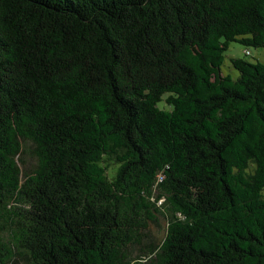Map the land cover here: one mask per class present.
<instances>
[{
  "label": "trees",
  "instance_id": "16d2710c",
  "mask_svg": "<svg viewBox=\"0 0 264 264\" xmlns=\"http://www.w3.org/2000/svg\"><path fill=\"white\" fill-rule=\"evenodd\" d=\"M232 41L264 51V0H0V264H264V62L222 73Z\"/></svg>",
  "mask_w": 264,
  "mask_h": 264
},
{
  "label": "rangeland",
  "instance_id": "374dc122",
  "mask_svg": "<svg viewBox=\"0 0 264 264\" xmlns=\"http://www.w3.org/2000/svg\"><path fill=\"white\" fill-rule=\"evenodd\" d=\"M246 48H248L251 51L250 54H245L244 51ZM232 57H242L251 62H255L258 60L264 62V51L261 47H251V46L248 47L236 41L230 42L227 50L224 52V60L221 65V70L222 73L229 74L230 76L235 78L239 75V72L231 64L230 59ZM108 162L110 163L108 166L109 167L108 173L110 175L113 173V169H115L116 163H114V161L111 160ZM34 165H35V158L31 154H26V155L24 154L23 167H25L26 169H31ZM164 225H165V221L162 218H160L158 225L150 223V225L147 227V232H146L147 238L150 240L159 241L163 236ZM132 252L134 254H137L136 249L133 250Z\"/></svg>",
  "mask_w": 264,
  "mask_h": 264
},
{
  "label": "built area",
  "instance_id": "2783aa9c",
  "mask_svg": "<svg viewBox=\"0 0 264 264\" xmlns=\"http://www.w3.org/2000/svg\"><path fill=\"white\" fill-rule=\"evenodd\" d=\"M245 53H249L248 50H246Z\"/></svg>",
  "mask_w": 264,
  "mask_h": 264
}]
</instances>
